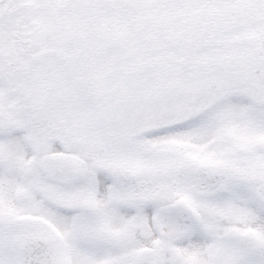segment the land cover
Returning a JSON list of instances; mask_svg holds the SVG:
<instances>
[{"label":"snow or ice","instance_id":"6c2138e0","mask_svg":"<svg viewBox=\"0 0 264 264\" xmlns=\"http://www.w3.org/2000/svg\"><path fill=\"white\" fill-rule=\"evenodd\" d=\"M0 264H264V0H0Z\"/></svg>","mask_w":264,"mask_h":264}]
</instances>
